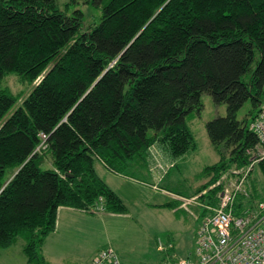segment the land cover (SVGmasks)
Returning <instances> with one entry per match:
<instances>
[{
	"label": "trees",
	"instance_id": "1",
	"mask_svg": "<svg viewBox=\"0 0 264 264\" xmlns=\"http://www.w3.org/2000/svg\"><path fill=\"white\" fill-rule=\"evenodd\" d=\"M91 1L101 15L84 28L82 10L70 8L76 0H0V248L21 237L29 264H48L40 248L58 207L127 211L98 164L149 177L153 143L171 157L194 150L187 117L200 113L202 93L226 113L205 122L218 159L196 173L206 179L193 196H213L258 143L248 124L264 105V0ZM10 72L39 78L19 104L21 94L3 85ZM257 164L264 174V158ZM248 194L236 205L257 199Z\"/></svg>",
	"mask_w": 264,
	"mask_h": 264
},
{
	"label": "rangeland",
	"instance_id": "2",
	"mask_svg": "<svg viewBox=\"0 0 264 264\" xmlns=\"http://www.w3.org/2000/svg\"><path fill=\"white\" fill-rule=\"evenodd\" d=\"M57 1L62 3L66 0ZM70 8L82 10L84 28L97 23L101 15V3H93L91 0H76ZM257 59L256 51L252 67ZM38 81L39 78L29 84L19 75L10 72L3 78V85L13 93L21 94L17 101L19 104ZM201 101L203 106L200 113H193L187 117V124L197 144L194 150L179 157H171L168 154L169 160L165 164H160L161 162L153 154L157 143L150 146L149 155H153L154 167H159L160 182L157 181L159 187L164 186L183 194H191L206 179L196 173L203 166L218 159L207 136L205 122L216 115H224L226 106L224 103H214L210 94L205 92L201 95ZM249 107L250 101L246 100L239 108L237 117H242ZM48 165L47 158L42 166L45 168ZM96 167L107 184L121 197L127 211L76 213L74 223L62 225L61 222L62 227L66 229L69 227L73 230L75 226L74 240L71 238L73 242L65 247H51L53 242L41 246V254L50 260L46 261L48 264H90L91 257L107 245L113 247L121 264H159L167 254L174 258H186L194 251L198 220L194 216L197 209L195 210L191 203H179L180 207L181 205L185 207L179 209L160 206L159 204L179 197L175 194L169 196L154 188L150 185L153 182L147 175H143V178L141 176L132 178L120 173H112L99 164ZM148 181L150 183H146ZM248 183L253 189L250 191V188H247L251 196L264 201V174L259 170L257 162L254 164ZM22 243L23 239L18 236L8 248L0 250L2 254L0 264H21ZM168 243L173 245L172 248L161 250L158 246Z\"/></svg>",
	"mask_w": 264,
	"mask_h": 264
},
{
	"label": "built area",
	"instance_id": "3",
	"mask_svg": "<svg viewBox=\"0 0 264 264\" xmlns=\"http://www.w3.org/2000/svg\"><path fill=\"white\" fill-rule=\"evenodd\" d=\"M248 127L258 137L255 147L247 150L249 162L242 169H234L222 183L221 179L217 180L213 186L219 185V188L213 196L203 200L199 198L200 193L192 197L179 196L185 204L191 203L197 209L193 256L163 259L159 264H264V201L256 199L250 204L236 205L239 194L248 197L247 177L254 164L264 158V105ZM158 246L161 249L172 244ZM90 264L121 262L113 247L107 245L97 251Z\"/></svg>",
	"mask_w": 264,
	"mask_h": 264
},
{
	"label": "crops",
	"instance_id": "4",
	"mask_svg": "<svg viewBox=\"0 0 264 264\" xmlns=\"http://www.w3.org/2000/svg\"><path fill=\"white\" fill-rule=\"evenodd\" d=\"M155 146H156V149H154L153 154L155 155L156 159L159 162H161L160 164H162V163L165 164L167 162V160H169L168 153L165 151V149L161 145L156 144ZM154 161L155 160L153 158V155H149V157H148L149 174L148 175H149V178H151L150 180L153 183H155V182L157 183V181L159 183L160 182V180H159V178H160L159 167H157V166L154 167V165H155ZM161 181H162V179H161ZM164 190H166V194L169 196L173 195V194L179 195V194H177L178 191H173L167 187H164ZM76 213H86V212L81 211V210H77L74 208H70V207H65V206L58 207L55 229L44 239L42 246H45L47 242L48 243L53 242V246H51V247H54V246L65 247V246L71 245V242H73V241H71V238H73L72 240H74L73 230H74L75 226L73 227V230H71V229H69V227H67V229L65 227H62V225L74 223L73 220L75 218ZM61 222H63L62 225H61ZM22 245H23V243L21 244V248H20V251L22 253V259H23V262L21 264H29L27 259H26V256L24 255V253L22 251ZM8 247L9 246H7L5 248H0V250H4ZM0 255H2V254H0ZM43 257L46 261H48V262L50 261L45 256H43Z\"/></svg>",
	"mask_w": 264,
	"mask_h": 264
}]
</instances>
